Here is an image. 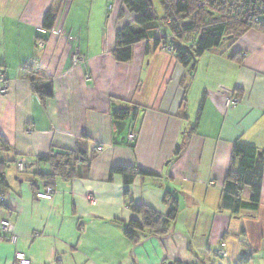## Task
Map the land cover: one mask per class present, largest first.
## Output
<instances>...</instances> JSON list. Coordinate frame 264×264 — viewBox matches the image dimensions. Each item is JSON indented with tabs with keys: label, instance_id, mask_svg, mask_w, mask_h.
Wrapping results in <instances>:
<instances>
[{
	"label": "crops",
	"instance_id": "1",
	"mask_svg": "<svg viewBox=\"0 0 264 264\" xmlns=\"http://www.w3.org/2000/svg\"><path fill=\"white\" fill-rule=\"evenodd\" d=\"M135 18L122 0H0V73L8 87L0 95L7 163L0 221L17 237L10 244L0 232V264H13L16 252L31 264H234L241 250L264 264V169L256 211L235 216L220 208L233 144L264 154V34L250 30L231 43L239 60L221 56L229 42L204 53L185 90L186 70L152 41L133 45L129 63L114 60L115 35ZM75 54L84 62L74 64ZM27 65L51 81V99L32 92ZM132 107L133 123L113 119V111ZM75 150L90 160L87 170L77 165L78 178L56 177L52 185L40 178L50 166L38 159ZM122 165L157 178L137 176L129 186L120 175L109 179ZM47 187L52 198H38ZM167 192L177 203L168 234L129 242L124 226L141 216L128 201L163 216ZM249 197L243 188L241 200Z\"/></svg>",
	"mask_w": 264,
	"mask_h": 264
},
{
	"label": "trees",
	"instance_id": "2",
	"mask_svg": "<svg viewBox=\"0 0 264 264\" xmlns=\"http://www.w3.org/2000/svg\"><path fill=\"white\" fill-rule=\"evenodd\" d=\"M163 16L157 18L153 12L152 0H122L125 8L136 15L131 25L124 26L115 35L112 57L118 63H129L132 59V46L152 41L155 47H161L172 53L177 63L186 70L182 86L188 87L197 70L199 58L206 52L218 50L225 42L229 46L221 56L230 60H239L241 54L233 51L231 43L246 32L256 30L264 34V0H158ZM53 17L48 13L44 17V27L50 29ZM196 33L194 42L187 41V36ZM162 34L159 38L158 35ZM23 76L28 78L31 90L42 100L53 97L50 80H45L36 68L25 66ZM135 108H122L113 111V119L123 121L129 117L135 118ZM1 147L6 143L0 136ZM185 148L181 141L175 149L173 160L177 159ZM85 152H53L38 162L50 166L48 174L41 173L40 178L52 185L54 178L71 181L79 177L77 165L89 166ZM7 163L0 159V210H5L2 203L5 182L3 173ZM264 169V154L260 150L234 143L231 154V164L226 175L221 200V209L229 210L237 216L241 211H256L261 195V183ZM120 175L125 186L132 184L135 177L157 178V175L128 166H115L109 171V179ZM248 188V202L241 200L243 188ZM123 195L129 198L125 189ZM163 202L168 205L165 215L161 216L144 205H137L131 199L127 203L131 212L141 216V221H130L125 224L123 236L131 243H136L147 235L165 236L170 231L177 215L176 199L170 193H165ZM121 224L120 221H112ZM122 225V224H121ZM221 255V253H220ZM254 252L241 250L234 264H254ZM222 256V255H221ZM225 258V257H224Z\"/></svg>",
	"mask_w": 264,
	"mask_h": 264
},
{
	"label": "built area",
	"instance_id": "3",
	"mask_svg": "<svg viewBox=\"0 0 264 264\" xmlns=\"http://www.w3.org/2000/svg\"><path fill=\"white\" fill-rule=\"evenodd\" d=\"M39 46H43V44H39ZM73 62L74 64H81L84 62V58L79 56L78 54L73 55ZM8 94V87L7 84L5 83V77L3 76L2 73H0V95L4 96ZM227 105L233 106V104L235 103L234 100L232 99H227ZM136 137V135H131L129 137V139L132 141L134 138ZM97 151L100 152L101 151V147L97 148ZM16 168L19 171H23V161H18L16 163ZM211 185L213 183H210ZM53 195V190L51 187H47L45 193L42 194H38L37 197L41 198V199H51ZM89 201L94 204V199L93 198H89ZM3 210H0V213H2ZM13 228L12 225L9 223V221L7 220H1L0 221V232L2 233L4 239L9 242L10 244H15L17 241V237L13 234ZM222 257H226V253L223 252L221 253ZM13 264H31V261L24 255V253L21 252H16L14 254V263Z\"/></svg>",
	"mask_w": 264,
	"mask_h": 264
},
{
	"label": "rangeland",
	"instance_id": "4",
	"mask_svg": "<svg viewBox=\"0 0 264 264\" xmlns=\"http://www.w3.org/2000/svg\"><path fill=\"white\" fill-rule=\"evenodd\" d=\"M152 4H153V12H154L155 16L157 18H159V19L162 18L163 12H162V9H161V6H160L158 0H152ZM261 19L264 22V14L261 16ZM196 37H197V34L196 33H192V34L188 35L186 39H187V41H190V42L193 41L194 42ZM129 121H130V124L133 123L132 122V118H130Z\"/></svg>",
	"mask_w": 264,
	"mask_h": 264
}]
</instances>
